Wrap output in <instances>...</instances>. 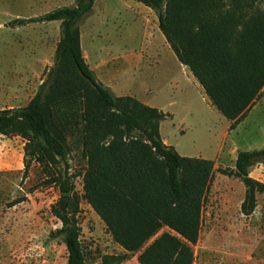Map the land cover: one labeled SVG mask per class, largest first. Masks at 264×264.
Segmentation results:
<instances>
[{"label":"trees","instance_id":"obj_1","mask_svg":"<svg viewBox=\"0 0 264 264\" xmlns=\"http://www.w3.org/2000/svg\"><path fill=\"white\" fill-rule=\"evenodd\" d=\"M156 16L158 29L178 62L188 68L210 104L233 130L260 100L264 89V0H134ZM94 0H74L17 26L58 21L60 37L52 67L23 107L0 110V136L23 140V174L32 163L51 177L67 210L53 208L66 248L65 264H86L80 228L76 174L68 165L67 136L80 129L87 167L83 197L104 222L122 254L96 264H122L139 252V264H193L201 213L213 181L214 162L184 157L163 143L160 123L168 113L131 96H115L85 62L79 24ZM264 167V148L238 151L233 168L217 169L245 187L240 212L248 217L264 183L252 178ZM20 201H14L11 206ZM164 232L155 237L162 229ZM155 237L149 244H147ZM147 244V245H146ZM145 246V247H144Z\"/></svg>","mask_w":264,"mask_h":264},{"label":"rangeland","instance_id":"obj_2","mask_svg":"<svg viewBox=\"0 0 264 264\" xmlns=\"http://www.w3.org/2000/svg\"><path fill=\"white\" fill-rule=\"evenodd\" d=\"M73 4L74 0H0V110L23 107L35 95L53 65L60 37L57 21L23 26L13 22ZM79 30L85 62L104 86L117 97L131 96L168 113L160 123L163 139L181 156L214 162L199 238L191 246L193 264H264V194L256 195L257 206L246 217L240 212L244 185L217 172L233 168L238 151L264 148V89L258 103L230 130V122L179 65L155 14L143 4L94 0ZM67 142L69 171L77 175L74 191L79 198L71 218L80 228L85 263L96 264L102 256L124 250L83 197L87 161L80 129L68 135ZM23 145L19 137H0V264H65L66 248L53 237L61 227L53 213L62 201L59 188L48 183L51 177L36 163L22 178ZM250 176L264 183V167L254 166ZM14 201L20 202L9 207ZM164 232L171 231L162 228L155 237ZM138 254H128L122 264H139Z\"/></svg>","mask_w":264,"mask_h":264},{"label":"crops","instance_id":"obj_3","mask_svg":"<svg viewBox=\"0 0 264 264\" xmlns=\"http://www.w3.org/2000/svg\"><path fill=\"white\" fill-rule=\"evenodd\" d=\"M148 9V8H147ZM150 10V9H149ZM151 11V10H150ZM146 18V17H145ZM58 22V21H57ZM60 23V22H59ZM81 48L83 49V45H82V39H81ZM178 61V60H177ZM179 65L183 68V69H186L187 71H188V73H189V75H190V77L192 78V79H194V77L192 76V74L190 73V71L188 70V68L186 67V66H184V65H182V64H180L179 63ZM195 80V79H194ZM196 81V80H195ZM163 122V121H162ZM162 122H161V124H162ZM161 124H160V129H161ZM160 136H161V133H160ZM0 137H3V136H0ZM161 139H162V141H163V143H165L166 145H170L171 146V144L168 142V141H166L165 139H163V137L161 136Z\"/></svg>","mask_w":264,"mask_h":264},{"label":"water","instance_id":"obj_4","mask_svg":"<svg viewBox=\"0 0 264 264\" xmlns=\"http://www.w3.org/2000/svg\"><path fill=\"white\" fill-rule=\"evenodd\" d=\"M67 200H68L67 198H63L61 203H60V209H61L62 213L65 212V207H66Z\"/></svg>","mask_w":264,"mask_h":264}]
</instances>
